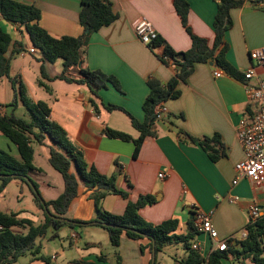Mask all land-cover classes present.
<instances>
[{
	"label": "crops",
	"instance_id": "crops-1",
	"mask_svg": "<svg viewBox=\"0 0 264 264\" xmlns=\"http://www.w3.org/2000/svg\"><path fill=\"white\" fill-rule=\"evenodd\" d=\"M13 1L38 9L39 26L54 38L79 37L82 34L78 24L80 0ZM184 1L188 5L186 18L190 33L211 44L214 36L212 23L218 0ZM243 1L242 7L229 11L231 27L225 31L222 40L227 46L225 60L239 78H234L221 69L220 77L214 78L213 71L219 67L213 60L195 64L185 83L177 86L179 97L162 103L165 113L154 123L155 136L146 137L135 155L132 142L107 138L103 131L108 127L136 139L139 134L132 128L126 113L142 122V104L149 92L147 79L154 77L164 84L174 74L173 67L164 65L157 57L162 53L161 47L152 52L137 39L134 25L138 20L144 19L150 23L157 37L175 52L189 49L190 36L181 25L173 0H109L117 17L109 26L90 35L86 46L81 50L82 67L114 77L119 90L107 84L106 88L97 92L100 100L96 99L91 104V95L86 87L82 86L83 90L79 91L78 86L81 85L68 83L58 112L49 99L30 98L33 102L46 103L50 108L49 119L65 131L69 140L81 151L85 163L105 176H114L116 188L127 194V199L113 194L106 195L100 202L99 208L102 211L122 215L127 201L135 202L138 196L148 194L154 197L155 202L141 208L140 217L154 225L175 218L179 224L177 234L185 235L187 221L192 215L191 207L195 205L210 215L211 224L221 239L236 236L244 229L251 205L259 206L260 216H264V185H254L247 179L232 184L235 178L234 166L244 159L236 137L237 125L240 120H249L257 109V106L247 100L245 93V85H254L255 80L246 81L243 74L253 69L257 78L264 80V67H259L249 57L251 50L264 47V8L254 5L250 0ZM0 27L13 41L22 43L14 36L17 32L23 35L17 26L10 25L9 31L7 23L0 20ZM24 48V52L16 55L21 60L31 48L30 43ZM11 49L12 47L7 56ZM32 55L39 58V61L36 59L39 74L42 71L46 74L49 69L48 80L60 74V59L53 63H42L38 54ZM11 59L9 64L13 68H10L9 76H19L26 86L25 72L36 71L35 67L31 63H17L15 59L11 63ZM5 79L10 83L8 78ZM39 85L42 86V83ZM48 90L49 96L58 101V94ZM107 106H116L123 111H108ZM0 112L7 115L5 106L2 105ZM178 130L195 138L216 137L224 155L216 162L210 161L197 144L179 140ZM33 145L34 143L32 147ZM0 150L18 158L16 147L1 133ZM35 157L33 147V166L42 172L30 174H43V170L34 164ZM46 160L48 162V152ZM159 173H163L165 178L159 179ZM8 186L23 193L26 185L12 181L0 195L5 193ZM60 190L58 195L63 191V184ZM35 210L38 223L32 222L38 225L42 223L39 221L41 212L36 207ZM0 211L3 212L1 209ZM11 212L17 213L19 218H27L20 217L23 212L21 210L10 209L3 213ZM94 217L89 192L78 179L77 196L71 201L65 214L67 220L76 222L71 228L65 226L69 228L68 245L59 243L57 249L45 255L41 253V246L38 256L46 257L48 262L27 254L21 257L24 259L22 264H151L153 255L147 247V239L133 241L123 236L117 248H103L94 235L96 229L101 228L90 223ZM72 233L76 235L75 239H71ZM58 238V235L52 237ZM195 239L205 256H208L212 250L210 240L203 234H198ZM140 245L146 247L142 253L139 251ZM163 251L155 256L157 264H177L186 257L184 248L179 259L173 257L166 260ZM227 257L222 264H233L234 257L229 254Z\"/></svg>",
	"mask_w": 264,
	"mask_h": 264
},
{
	"label": "trees",
	"instance_id": "trees-1",
	"mask_svg": "<svg viewBox=\"0 0 264 264\" xmlns=\"http://www.w3.org/2000/svg\"><path fill=\"white\" fill-rule=\"evenodd\" d=\"M264 8V0H259ZM243 0H218L213 18V41L209 44L206 40L190 33L187 26L188 5L184 0H173V7L178 15L182 27L190 36V47L185 52H175L159 37L153 39L147 47L152 52L162 48L158 59L167 66H172L174 74L166 83H161L154 77H149L146 85L149 92L142 104L144 119L138 122L128 113L130 124L138 132L136 139L128 134L104 128V135L110 139L132 142L134 155L146 137H154V123L157 121L155 108L170 99L179 97L177 86L185 83L187 77L193 72V67L198 63L213 60L219 69L234 78H239L232 67L226 62L224 54L227 46L223 44V35L231 27L229 11L242 7ZM255 5V4H254ZM78 24L82 29L79 37L54 38L39 26L40 12L34 6L18 3L13 0H0V20L7 24L17 26L24 33L30 46L39 55L42 63H53L60 59L62 70L53 80L74 83L88 89L91 104L100 100L97 92L111 85L119 90V85L114 77L105 75L100 71H90L82 67V48L86 46L91 34L102 27L109 26L116 14L111 9L109 0H80ZM12 47L9 56L7 52ZM22 43L13 41L11 36L0 27V79L8 78L14 93V98L9 106H15L19 99L29 114V120L15 117L13 114L5 115L0 112V133L6 137L17 149L18 158L0 150V193L12 181L26 185L35 207L42 213V223L34 225L28 218H19L17 213H3L0 211V264H13L27 254L36 259L48 262L44 256H38L41 251V239L48 229L52 230V237L62 227H73L76 222L67 220L65 214L71 201L78 193V179L82 182L92 200L95 217L92 225L103 229L107 233L111 247L117 248L121 237L133 241L147 239L148 248L155 256L165 247L181 243L186 251V257L177 264H222L228 254L244 264L245 259H250L252 264H264V216L256 221H248L244 227L246 239L232 245L228 242L227 250H212L203 258L191 246L196 241L198 233L192 224V219L187 221L185 235H178V221L175 218L165 220L159 224H151L139 215V210L147 205L154 204L151 195H140L135 202L127 201L122 215L116 216L102 211L99 206L108 194L118 195L127 199V194L115 186L114 176H105L93 166H88L81 151L69 140L65 131L49 119L50 108L42 101L33 102L28 96L25 86L19 76L10 77V58L24 52ZM43 74V72H42ZM47 91L48 88L45 87ZM2 105L0 104V108ZM108 111L122 110L116 106H107ZM123 111V110H122ZM179 140L188 144H197L210 161L216 162L224 155L221 144L216 137L195 138L182 130H178ZM49 139L53 146L48 148V164L61 177L63 191L55 199L45 201L41 197L37 184L30 178L31 172L41 173L40 169L33 166L32 144L43 145ZM192 214V213H191ZM145 246L140 245V253ZM152 262V261H151Z\"/></svg>",
	"mask_w": 264,
	"mask_h": 264
},
{
	"label": "rangeland",
	"instance_id": "rangeland-1",
	"mask_svg": "<svg viewBox=\"0 0 264 264\" xmlns=\"http://www.w3.org/2000/svg\"><path fill=\"white\" fill-rule=\"evenodd\" d=\"M7 29L10 31V24H7ZM14 36L18 38L20 41H22L24 47L26 48L28 47L29 45L28 39L24 33L22 35L19 34V32H17L14 34ZM14 59L16 60L17 63L20 62H23V64L31 63L32 66H34L36 69V71L34 70L33 72H30L29 70L25 72L24 77L26 81L25 87H26L27 96L32 100H40L44 98L47 100L49 99L50 104L54 105L56 107V111L58 112V107L61 106L60 103L63 100V93L68 83L53 79L48 80L47 76H49V72H50L49 69L46 70V74L44 73V71H42L43 74L41 73L39 74L37 69V61H36V59H38L39 61V58L33 56L32 54L29 55L27 53L24 59L22 60L18 56L17 57L14 56L11 59L12 60L11 63H13ZM10 68H13V65ZM39 83H42V86H40ZM45 87L58 94V98H57L58 101L54 100V97L49 96L48 93L49 91L47 92ZM78 87L80 89L79 91L83 90L81 88L82 86H78ZM13 98H14V93L10 83H8V81L5 78L0 79V103L3 106H5L7 115L13 114L15 117L21 118L23 120H29V114L19 99L17 100L15 106L13 107L9 106V104L12 103ZM50 146H53V144L51 143V141H49V139H46L43 142V145H37L36 143H34L33 147L36 153L34 164L43 170V174H34V173L29 174L30 178L38 185V191L43 199H53L54 197H56L58 193H60L61 191L60 189L63 184L60 175L50 167V165L46 160L48 148ZM19 193L14 187L8 186L5 193L3 195H0V209L3 212L9 211L10 209L12 211L21 210L23 212L20 213V217H27L33 220L34 223H38L36 216L37 214L35 213L36 210L34 206V201L32 199L30 192L28 191V188L24 186L23 193L22 192ZM18 194L20 197L17 199L16 196L18 197ZM42 220L43 217L41 213V218L39 219V221ZM75 231L79 232L78 229H75ZM68 233H69V228L62 227L57 232L59 238L52 239V230L48 229L45 236L41 239V246H42L41 253L44 255L51 254L55 248L57 249V245L59 243L68 245L69 242ZM94 235L101 242L103 248L112 249V247H110V245L108 244L107 241L108 237L106 236L107 234L105 233V231L101 229H96V233ZM102 236H104V239ZM183 253H184L183 246L181 243H178L176 245L165 247L162 254L166 258V260H168L169 258H173V257L179 259L180 257H182ZM23 260H24L23 258H19L16 261V263L13 264H22ZM239 261L240 260L234 258V261L232 263L240 264ZM244 262L245 264H252V262L249 259L245 260Z\"/></svg>",
	"mask_w": 264,
	"mask_h": 264
},
{
	"label": "built area",
	"instance_id": "built-area-1",
	"mask_svg": "<svg viewBox=\"0 0 264 264\" xmlns=\"http://www.w3.org/2000/svg\"><path fill=\"white\" fill-rule=\"evenodd\" d=\"M250 2L256 6H262L259 0H250ZM134 33L137 39L146 46L157 37L151 24L144 19L136 22ZM27 53L35 54L36 52L30 48ZM249 57L259 67H264V47L251 50ZM221 74L220 69L213 71L214 78L220 77ZM243 78L246 81L255 80L254 85H245V93L247 100L257 106V109L249 120H240L237 125L236 137L243 150L244 159L234 166L235 178L232 184H236L241 179H247L254 185H264V80L258 79L253 69L247 70L243 74ZM155 113L157 120L164 116L165 108H163L162 103L155 108ZM157 177L164 179L165 175L159 173ZM191 210L193 227L198 234H203L210 240L212 250L225 251L228 242L234 245L236 242L246 239L245 229L240 230L236 236L226 239L219 238L211 224L210 215L195 205H192ZM259 212V206L251 205L248 209V221H256L260 217ZM1 230L2 227L0 226ZM70 237L75 239L76 235L72 233ZM191 248L206 258L207 255L205 256L198 242L193 243Z\"/></svg>",
	"mask_w": 264,
	"mask_h": 264
},
{
	"label": "water",
	"instance_id": "water-1",
	"mask_svg": "<svg viewBox=\"0 0 264 264\" xmlns=\"http://www.w3.org/2000/svg\"><path fill=\"white\" fill-rule=\"evenodd\" d=\"M191 218H192V215H190V219H191ZM151 264H153V260H152Z\"/></svg>",
	"mask_w": 264,
	"mask_h": 264
}]
</instances>
